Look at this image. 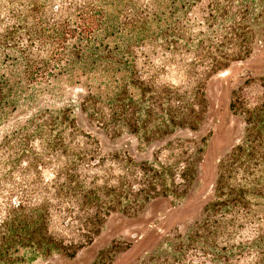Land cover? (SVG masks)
Segmentation results:
<instances>
[{
    "label": "trees",
    "instance_id": "obj_1",
    "mask_svg": "<svg viewBox=\"0 0 264 264\" xmlns=\"http://www.w3.org/2000/svg\"><path fill=\"white\" fill-rule=\"evenodd\" d=\"M263 48L264 0H0V264L74 259L109 218L181 186L174 170L104 152L77 112L147 141L194 130L208 82ZM62 83L81 93L45 106ZM231 110L246 128L213 200L144 264H264V92Z\"/></svg>",
    "mask_w": 264,
    "mask_h": 264
},
{
    "label": "rangeland",
    "instance_id": "obj_2",
    "mask_svg": "<svg viewBox=\"0 0 264 264\" xmlns=\"http://www.w3.org/2000/svg\"><path fill=\"white\" fill-rule=\"evenodd\" d=\"M263 75L264 48L208 82L196 129L178 128L173 134L148 141L126 128L114 133L90 126L77 112L82 126L100 140L104 152L126 153L139 163L174 170L176 183L181 186L167 199L152 202L138 218L121 214L109 218L100 236L76 258L56 254L27 264H144L167 233L176 228L184 230L198 220L205 205L213 200L219 161L239 144L246 128L244 116L234 114L231 104L240 97L249 106L256 105L264 92L260 82ZM172 80L180 84V80ZM80 93L69 84H58L55 97L45 106L62 108ZM26 113L19 112L15 119ZM9 127L0 129V140ZM185 168H190L187 182L180 176Z\"/></svg>",
    "mask_w": 264,
    "mask_h": 264
}]
</instances>
